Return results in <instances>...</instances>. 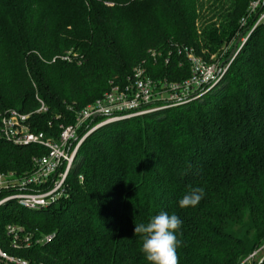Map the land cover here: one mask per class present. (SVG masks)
I'll return each mask as SVG.
<instances>
[{"label":"trees","instance_id":"1","mask_svg":"<svg viewBox=\"0 0 264 264\" xmlns=\"http://www.w3.org/2000/svg\"><path fill=\"white\" fill-rule=\"evenodd\" d=\"M226 1L220 28L200 31L201 0H0V119L8 110L32 114L30 128L56 139L139 67L157 85L186 82V50L208 64V53L243 31L239 20L253 0ZM146 23L157 37L150 46ZM39 101L47 112L36 113ZM46 154L0 138V171L29 173ZM192 186L204 198L182 209ZM66 194L58 207L0 209V231L15 225L33 236L30 248L14 250L0 233L2 249L36 264H147L135 223L166 211L182 221L179 264H241L251 249L240 229L251 224L252 247L264 244V27L213 92L88 136ZM43 236L53 238L36 243Z\"/></svg>","mask_w":264,"mask_h":264},{"label":"built area","instance_id":"2","mask_svg":"<svg viewBox=\"0 0 264 264\" xmlns=\"http://www.w3.org/2000/svg\"><path fill=\"white\" fill-rule=\"evenodd\" d=\"M242 25L248 26L246 39L258 27H264V0H253L250 3ZM186 53L191 63L192 76L182 85L174 86V90L181 88L189 94L213 82L217 72L215 66L202 62L192 52L186 50ZM155 87V82L146 75L144 69L140 67L135 69L124 87L113 86L101 99L78 112L75 123L61 127L56 139L30 128L32 114H24L17 110L5 112L0 119V138L13 145L44 147L47 154L33 159V168L29 173L20 175L15 171H0V209L9 205L30 211L58 207L67 198L68 176L86 138L108 124L150 113L151 107L148 106L154 101ZM183 91H179V94L183 95ZM39 102L40 108L36 113L47 112L45 104ZM95 116L99 118L94 120ZM5 234L10 241V247L14 250L28 249L32 245V234L21 227L8 225ZM52 238L43 236L36 240V243H47ZM0 264L36 263L18 258L0 246Z\"/></svg>","mask_w":264,"mask_h":264},{"label":"rangeland","instance_id":"3","mask_svg":"<svg viewBox=\"0 0 264 264\" xmlns=\"http://www.w3.org/2000/svg\"><path fill=\"white\" fill-rule=\"evenodd\" d=\"M227 4L228 3L226 0H201L200 7H199V19L197 21L200 31H202L203 26L205 27L206 25H210V24L214 25L216 28H220V24H222V22L224 21V17L226 14V8L228 6ZM248 9L246 11V14L248 12ZM245 16L239 20V24L243 28L244 32L246 31V28L248 27V26L243 27L242 25V20L245 18ZM1 24H2V20L0 16V26ZM148 24L149 23L144 24L142 31L145 32L144 36L146 39L145 40L146 44L150 46V45H153L157 41V37L155 35V30H151V28L148 27L149 26ZM140 28L141 27L139 25V28H137L139 32H141ZM243 31L237 34L235 39L230 44L225 45L222 48L223 51L221 53L209 55L208 51H204L205 54L208 53L207 54L209 57L208 65L215 66L216 72H217L216 79H214V81L211 82L210 84L204 86L201 89H195L191 91L189 94H187L180 87H179L180 89L174 90L175 89L174 86L183 84L181 82L173 83V84H167L166 82H163V83L159 82L161 85H157L155 82V84L157 85L153 90V95H154L153 103H155V105L151 107L150 113H155L158 111L167 110V109L175 108V107L182 106L185 104H189L190 102L198 100L202 96H205L213 92L218 86V84L220 83V81L222 80L227 70L231 67L232 62L241 53L245 43L247 42L248 38L247 39L246 37L243 38L244 37L243 36L240 41L237 51L235 52L231 60L227 62V60L230 58L232 54V51L234 49V46L237 40L241 37V35L244 34ZM179 91L180 92L183 91V95L179 94ZM44 134L48 136L49 133H44ZM48 137L52 138V136H48ZM11 207H13V205L8 206V208H11ZM251 226H252L251 224H247L244 228L240 229L236 233V236L242 239L248 245L249 250L251 249L248 257L241 264H260L264 260V244L260 247L253 248L252 247L253 245L251 243V238L247 236V233L251 229ZM3 232L5 231L4 230L0 231V233H3ZM1 240H2V236H0V242ZM18 258H21V257H18ZM22 259H25V258H22Z\"/></svg>","mask_w":264,"mask_h":264},{"label":"clouds","instance_id":"4","mask_svg":"<svg viewBox=\"0 0 264 264\" xmlns=\"http://www.w3.org/2000/svg\"><path fill=\"white\" fill-rule=\"evenodd\" d=\"M204 195V188L192 186L179 199V207H195ZM181 226L178 215L166 211H160L147 222L135 223L134 235L140 237V251L147 264H179L177 249L183 243L179 239Z\"/></svg>","mask_w":264,"mask_h":264},{"label":"water","instance_id":"5","mask_svg":"<svg viewBox=\"0 0 264 264\" xmlns=\"http://www.w3.org/2000/svg\"><path fill=\"white\" fill-rule=\"evenodd\" d=\"M243 35H244V34H243ZM243 35H241V37L237 40V42H236V44H235V46H234V49H233V51H232V54H231L230 58L227 60V62H229V61L231 60V58L233 57V55H234L235 52L237 51V49H238V47H239V44H240V41H241ZM97 118H99V116H95V117H94V120L97 119Z\"/></svg>","mask_w":264,"mask_h":264}]
</instances>
